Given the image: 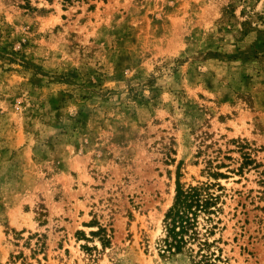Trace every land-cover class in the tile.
<instances>
[{
  "label": "rangeland",
  "instance_id": "obj_1",
  "mask_svg": "<svg viewBox=\"0 0 264 264\" xmlns=\"http://www.w3.org/2000/svg\"><path fill=\"white\" fill-rule=\"evenodd\" d=\"M178 172L222 185L203 250L164 242ZM202 253L264 264V0H0V264Z\"/></svg>",
  "mask_w": 264,
  "mask_h": 264
},
{
  "label": "trees",
  "instance_id": "obj_2",
  "mask_svg": "<svg viewBox=\"0 0 264 264\" xmlns=\"http://www.w3.org/2000/svg\"><path fill=\"white\" fill-rule=\"evenodd\" d=\"M214 174L223 175L222 173ZM216 185L222 189L219 183H203L185 187L180 181L178 172L175 201L165 215L168 235L164 242L168 250L182 252L190 242L194 241H198L200 250H203L202 247L210 246L207 238L200 237L199 216L205 215L207 221H213L212 215L220 211L221 196L212 191ZM219 222L220 219L211 222V226L207 227V233L214 234ZM201 260L205 264H215L211 253H202Z\"/></svg>",
  "mask_w": 264,
  "mask_h": 264
}]
</instances>
